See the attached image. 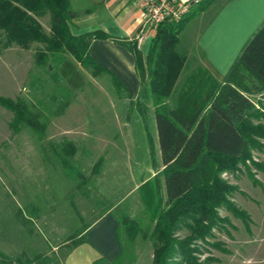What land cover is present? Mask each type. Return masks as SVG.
Instances as JSON below:
<instances>
[{
	"label": "rangeland",
	"instance_id": "obj_1",
	"mask_svg": "<svg viewBox=\"0 0 264 264\" xmlns=\"http://www.w3.org/2000/svg\"><path fill=\"white\" fill-rule=\"evenodd\" d=\"M37 20L49 34L50 15ZM41 48L0 45V96L23 99L45 114L40 135L26 126L13 131V113L0 106V253L14 264L36 255L40 264H61L76 239L114 208L122 254L113 264H155L158 249L168 251L165 264H264V96L255 98L260 116L249 122L257 144L248 157L234 171L206 169L214 171L212 187L223 191L215 224L201 236L195 222L201 217L190 208L188 217L178 215L167 245L154 236L151 220L168 210L153 113H138L152 100L142 92L129 99L109 76H92L64 55L81 77L76 89L56 70L36 65ZM196 62L187 59L186 68L201 67ZM184 79L182 71L175 93ZM69 143L76 153L67 157Z\"/></svg>",
	"mask_w": 264,
	"mask_h": 264
},
{
	"label": "trees",
	"instance_id": "obj_2",
	"mask_svg": "<svg viewBox=\"0 0 264 264\" xmlns=\"http://www.w3.org/2000/svg\"><path fill=\"white\" fill-rule=\"evenodd\" d=\"M215 1L195 2L178 21L162 23L153 33L145 57L135 50L136 74L143 88L141 96L152 100L151 108L146 105L138 113L144 118L148 112L153 113L164 168V203L168 209L152 215L151 220L156 222L154 236L167 245L172 243L170 234L176 220L188 217L190 208L196 209L201 217L195 219L201 236L215 224L214 208L221 202L223 191L209 183L214 171L210 173L207 167L217 165L219 173L234 171L248 157L250 147L257 144L253 139L255 127L249 121L260 116L255 98L264 94V23L246 43L222 82L204 67H197L185 76L181 90L178 93L174 90L187 63L186 57L177 52L180 36ZM46 14L50 15L49 34L37 20ZM77 15L70 0H0L1 48L18 47L24 51L41 44L42 48L36 52V65L56 70L57 77L76 89L81 88L78 71L64 55L91 71L92 76L99 77L107 72L91 57L89 48L94 40L110 37L99 31L74 33L71 24ZM112 79L115 88L124 92L122 85ZM0 106L13 113V131L26 126L41 134L44 112L32 109L35 107L23 99L1 96ZM61 112L60 109L56 114ZM64 150L67 157L76 153L72 143L66 144ZM130 229L137 232L134 223ZM85 240L80 235L73 246ZM156 251L155 264H165L162 259L168 251ZM25 259L27 264H40L43 257L36 255L33 261ZM0 260L1 264H14L3 253ZM15 261L24 264L21 260Z\"/></svg>",
	"mask_w": 264,
	"mask_h": 264
},
{
	"label": "crops",
	"instance_id": "obj_3",
	"mask_svg": "<svg viewBox=\"0 0 264 264\" xmlns=\"http://www.w3.org/2000/svg\"><path fill=\"white\" fill-rule=\"evenodd\" d=\"M180 1L192 5L202 0ZM70 3L73 12L78 13L71 24L74 33L99 31L110 37L94 40L89 48L91 57L107 72L102 76H109L112 81L115 78L129 99L138 96L142 83L136 74L135 50L145 57L152 38L137 48L142 11L131 0H70ZM263 23L264 0H217L188 24L180 36L178 50L222 82ZM183 36H187L188 43H183ZM189 71L188 67L183 71L185 76ZM96 219L85 231V242L59 258L61 264H113L121 256L120 221L114 208Z\"/></svg>",
	"mask_w": 264,
	"mask_h": 264
},
{
	"label": "built area",
	"instance_id": "obj_4",
	"mask_svg": "<svg viewBox=\"0 0 264 264\" xmlns=\"http://www.w3.org/2000/svg\"><path fill=\"white\" fill-rule=\"evenodd\" d=\"M142 11V24L136 37L137 48L153 37L157 28L167 20L178 21L190 10V4L180 0H131Z\"/></svg>",
	"mask_w": 264,
	"mask_h": 264
}]
</instances>
